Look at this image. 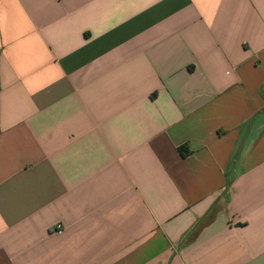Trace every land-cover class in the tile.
Masks as SVG:
<instances>
[{
    "label": "crops",
    "instance_id": "crops-1",
    "mask_svg": "<svg viewBox=\"0 0 264 264\" xmlns=\"http://www.w3.org/2000/svg\"><path fill=\"white\" fill-rule=\"evenodd\" d=\"M0 264H264V0H0Z\"/></svg>",
    "mask_w": 264,
    "mask_h": 264
},
{
    "label": "trees",
    "instance_id": "trees-1",
    "mask_svg": "<svg viewBox=\"0 0 264 264\" xmlns=\"http://www.w3.org/2000/svg\"><path fill=\"white\" fill-rule=\"evenodd\" d=\"M181 153H182V155H185V153L183 151Z\"/></svg>",
    "mask_w": 264,
    "mask_h": 264
}]
</instances>
